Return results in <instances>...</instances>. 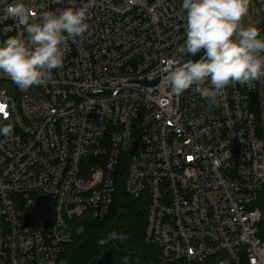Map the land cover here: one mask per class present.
I'll return each mask as SVG.
<instances>
[{"label": "built area", "instance_id": "1", "mask_svg": "<svg viewBox=\"0 0 264 264\" xmlns=\"http://www.w3.org/2000/svg\"><path fill=\"white\" fill-rule=\"evenodd\" d=\"M23 2L29 22L86 7L89 29L39 86L0 72V121L13 126L0 146V264H63L85 222L108 217L122 172L149 201L156 259L143 264H264V78L216 104L201 94L210 80L173 94L163 70L193 56L182 0ZM11 3L0 0V42L27 39ZM246 22L264 38V0ZM160 72L156 85L133 82Z\"/></svg>", "mask_w": 264, "mask_h": 264}, {"label": "clouds", "instance_id": "2", "mask_svg": "<svg viewBox=\"0 0 264 264\" xmlns=\"http://www.w3.org/2000/svg\"><path fill=\"white\" fill-rule=\"evenodd\" d=\"M251 0H182L186 12V41L182 46L189 56L203 50L204 55L182 64L170 61L163 70V83L176 96L193 85L210 80L212 87H202L201 94L216 104L223 90L236 83L250 85L264 78V38L257 27L245 26ZM24 25V34L0 42V72L21 89L39 86L63 66L65 46L70 39L83 37L89 29L87 8H65L59 12L42 11L38 20L29 22L33 9L23 0H13L8 8ZM13 133V126L0 125L2 146ZM112 240H124L112 232Z\"/></svg>", "mask_w": 264, "mask_h": 264}, {"label": "trees", "instance_id": "3", "mask_svg": "<svg viewBox=\"0 0 264 264\" xmlns=\"http://www.w3.org/2000/svg\"><path fill=\"white\" fill-rule=\"evenodd\" d=\"M148 215L149 201L127 193L125 173L122 172L117 178L114 202L108 217L101 222H85L84 234L64 248L62 261L65 264H92L103 255L105 243L113 248L116 264L155 261V250L146 242ZM112 232L123 234L126 239L112 240L109 236Z\"/></svg>", "mask_w": 264, "mask_h": 264}, {"label": "water", "instance_id": "4", "mask_svg": "<svg viewBox=\"0 0 264 264\" xmlns=\"http://www.w3.org/2000/svg\"><path fill=\"white\" fill-rule=\"evenodd\" d=\"M203 55H204V52H203V50H201L200 52H198L197 54L193 55L188 60H192L193 62H195V61H198ZM162 74H164V73H162ZM162 74L160 72L151 81H148V80H146V81L138 80V81H133V82H141V83L146 84V85H156L157 82L159 81V79H161V75ZM252 97H253V103H254V105L255 106H258L259 105L258 95L256 93H254L252 95ZM92 264H116V260H115V257H114V250H113V248L110 247L107 243H105L104 244V253H103V255L100 258L94 260L92 262Z\"/></svg>", "mask_w": 264, "mask_h": 264}, {"label": "rangeland", "instance_id": "5", "mask_svg": "<svg viewBox=\"0 0 264 264\" xmlns=\"http://www.w3.org/2000/svg\"><path fill=\"white\" fill-rule=\"evenodd\" d=\"M251 11H252V10H251ZM242 22L244 23L245 26L248 25L247 22H246V17L243 18V21H242ZM4 123L11 124L10 122H4ZM4 123L0 121V125H2V124H4ZM261 207H262L263 210H264V203L261 205ZM101 245H102V243H101ZM63 264H65L64 261H63Z\"/></svg>", "mask_w": 264, "mask_h": 264}]
</instances>
